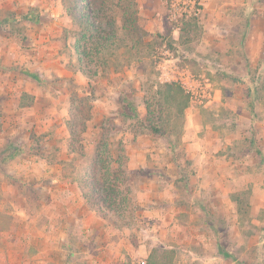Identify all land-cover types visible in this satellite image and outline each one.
<instances>
[{"label": "rangeland", "instance_id": "rangeland-1", "mask_svg": "<svg viewBox=\"0 0 264 264\" xmlns=\"http://www.w3.org/2000/svg\"><path fill=\"white\" fill-rule=\"evenodd\" d=\"M171 2L0 0V264H264V0ZM182 72L214 100L153 134ZM104 142L116 213L83 187Z\"/></svg>", "mask_w": 264, "mask_h": 264}, {"label": "trees", "instance_id": "trees-1", "mask_svg": "<svg viewBox=\"0 0 264 264\" xmlns=\"http://www.w3.org/2000/svg\"><path fill=\"white\" fill-rule=\"evenodd\" d=\"M76 10H79V6L76 7ZM92 20L93 19H90L92 32L103 39L104 35H102L97 28L93 27L95 24ZM181 25V38L185 43H190L196 38H201L202 35L197 20H183ZM159 37L163 40L166 39V37L162 35H159ZM172 43L173 41H170V46H172ZM77 50L80 57L79 61L82 65L83 57L87 56L86 50L82 52L80 49ZM82 72L89 78L96 77L97 75L88 70V65L82 68ZM251 84L252 85H249L248 88V94L250 98H253L258 94L261 87L258 86L259 84L255 79H251ZM156 88L157 91L153 103L154 110L151 111L150 106L147 107L148 113L151 114L152 112L154 115V121L150 124L148 129L153 134L166 136L165 127H167L169 120L165 119L164 115L167 112L170 118L175 117L178 120H183L185 112L190 105V95L182 89V86L174 82L159 84ZM249 105L252 106V102H250ZM77 119L78 118H74V122ZM71 129L73 134V127H71ZM103 145L104 148L100 146V148L97 149V153L92 160L90 171L87 175V183H85L83 187L85 194L96 202L100 210L116 213L119 212L121 206L118 207L119 205H117L118 203L115 201V196L118 195V191L114 188L116 185L111 183L113 182V171L109 165L111 158L106 155V148H108L109 145L106 144V142H104ZM174 255V251L154 249L148 257L147 263L174 264Z\"/></svg>", "mask_w": 264, "mask_h": 264}, {"label": "built area", "instance_id": "built-area-1", "mask_svg": "<svg viewBox=\"0 0 264 264\" xmlns=\"http://www.w3.org/2000/svg\"><path fill=\"white\" fill-rule=\"evenodd\" d=\"M171 3L173 8L177 5L181 6V0H172ZM181 8L188 12L187 8L183 6ZM195 15H198V13H195ZM180 75L179 81L186 92L190 94L192 100L200 104H209L214 100V90L210 79L205 76L197 77L189 72H182Z\"/></svg>", "mask_w": 264, "mask_h": 264}]
</instances>
